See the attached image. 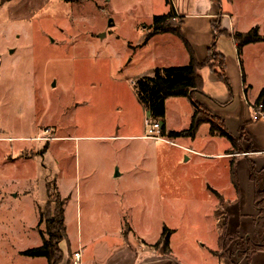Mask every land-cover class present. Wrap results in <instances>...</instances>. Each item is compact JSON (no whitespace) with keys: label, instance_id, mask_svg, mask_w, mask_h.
I'll list each match as a JSON object with an SVG mask.
<instances>
[{"label":"rangeland","instance_id":"rangeland-1","mask_svg":"<svg viewBox=\"0 0 264 264\" xmlns=\"http://www.w3.org/2000/svg\"><path fill=\"white\" fill-rule=\"evenodd\" d=\"M170 4L0 0V264H46L21 252L41 244L39 214L46 217L45 184L53 181L72 245L78 235L126 233L125 220L133 228L130 241L151 246L163 226L172 230L177 250L209 237L206 182L223 185L234 161L189 152L180 138L142 137L147 111L136 98V80L155 67L188 62L177 42H144L153 16L167 13ZM253 76L264 87V75L253 70ZM180 99L165 100L164 119L175 130L190 123V104ZM209 126L199 128L194 146L223 153L230 141L209 139ZM151 176L154 185L145 188ZM249 178L257 175L249 172ZM263 200L255 195L257 224L248 242L236 234L223 238L219 253L226 263L245 264L244 254L262 243L258 230L264 245Z\"/></svg>","mask_w":264,"mask_h":264},{"label":"crops","instance_id":"crops-1","mask_svg":"<svg viewBox=\"0 0 264 264\" xmlns=\"http://www.w3.org/2000/svg\"><path fill=\"white\" fill-rule=\"evenodd\" d=\"M171 1L176 14L182 17L181 33L192 47L199 62L207 58L214 36L212 24L213 22L218 23V30L221 32L214 39V50L223 57L227 84L219 78L218 66L212 69L208 65H203L197 70V74L202 79L201 91L193 95V100L206 110L210 119L217 120L219 125L233 137L236 149L232 150V153L231 148L224 151L229 148L231 142H227L228 145L223 144V153H205L196 149L194 145L197 141L198 130L207 122L201 123L194 137H177L184 141V145L180 147L185 150L190 149L187 150L189 152L234 161L233 170L237 188L231 181L229 173L231 167L225 175L223 185L214 181L213 183L206 182V191L211 201L207 214L208 219L210 218L208 231L210 235L206 239L199 237L190 243L185 242L182 250H177L173 246L172 233L169 239L170 252L168 254L162 253L151 244L130 241L133 228L125 220L129 228L126 233L125 231L109 233L108 237L106 234H93L86 240H83L82 235H78L75 245H72L66 234L65 239L59 243V248L63 252L60 264H69V261H72V253L75 251L81 252L80 264H228L223 259V255L219 253L220 249H225L223 238L236 234L244 236L248 242L247 237L251 236L250 234L255 230L257 224L255 195L264 196V120L251 119V106L255 110H264L261 105L254 104L260 90L264 87L256 85L253 79V70H259L264 75V42L244 45L238 56L232 34L246 32L257 26L259 33L264 36V0H222L220 5L213 0ZM153 42L159 45L177 42L179 46H183V50L180 48L181 52L183 51V62L189 59L183 43L172 33L153 35L146 41V44ZM170 98L173 97L167 98L166 101ZM180 98L190 104L188 115L190 118L193 106L187 97ZM256 121L260 124H256ZM161 122H164L166 132L185 129H171L164 118ZM218 137L222 136L210 134L209 139ZM224 139L227 138L224 137ZM185 158L188 160L189 156L186 155ZM249 172L257 175L255 181L249 178ZM217 176H219L218 173H213L212 178ZM154 177L156 176L147 177L148 182L144 183L145 188H151L154 185L152 181H149ZM210 189L215 190L221 196V202ZM215 220L216 229L214 230L213 221ZM109 236H115L117 240ZM258 236L263 243L260 230H258ZM262 243H259L257 247L249 248L248 246L249 252L244 254L247 259L245 264H264ZM191 254L197 255L198 259H194Z\"/></svg>","mask_w":264,"mask_h":264},{"label":"trees","instance_id":"trees-1","mask_svg":"<svg viewBox=\"0 0 264 264\" xmlns=\"http://www.w3.org/2000/svg\"><path fill=\"white\" fill-rule=\"evenodd\" d=\"M217 5H220L222 0H213ZM182 17L178 16L172 4H170L167 13L154 15L152 22L148 25L145 31L144 42L151 36L163 33H172L176 35L188 53V62L184 65H171L164 67H155L151 75L139 77L134 85L135 95L138 102L147 111L148 117L152 119H159L162 121L165 115V100L169 97H187L193 104V113L190 117V123L187 128L180 131H165L164 122L162 124V135L173 138L177 137H194L198 127L203 122L209 123V132L212 135L226 137L233 146L234 139L225 130L224 127L214 124L212 119H205L201 117V113H206V110L193 100V95L201 91L202 79L197 74V70L203 66L208 65L212 69L216 67L214 62H209L211 58L219 62L218 76L227 84V78L224 73V60L223 57L214 50V39L221 31L218 30V23L213 22L212 28L214 32L211 46L208 49L207 58L203 62H199L194 54V51L188 41L184 38L180 30V23ZM173 21H176L173 22ZM233 40L236 43L238 56L241 53V48L249 43L264 42V36L259 33L258 27H253L246 32H234L232 34ZM244 79V77H243ZM255 105L264 109V88L260 90L254 102ZM236 149V148H235ZM233 152L232 149L230 151ZM229 152V153H230ZM231 181L235 188H237L236 180L233 175V168L230 172ZM46 188V217H43L40 211V221L44 219L45 229L40 234L41 244L37 247L28 248L23 250L21 254L32 257H44L47 264H60L63 259V252L59 248V243L65 239V224H64V200L61 198L60 193L53 181L51 184L47 182ZM211 192L222 201L221 196L213 189ZM50 203L53 206L50 207ZM125 221V225H126ZM172 230L163 226L162 232L158 240L153 244V247L162 253H169V239Z\"/></svg>","mask_w":264,"mask_h":264},{"label":"built area","instance_id":"built-area-1","mask_svg":"<svg viewBox=\"0 0 264 264\" xmlns=\"http://www.w3.org/2000/svg\"><path fill=\"white\" fill-rule=\"evenodd\" d=\"M251 110H252L251 119H253V120L263 119L264 120V110H262V109L255 110L252 108V106H251ZM144 128H145L144 134L142 137L151 138V139H155V140H162V141H166V142H171L170 140L166 139L162 135V124H161V121L159 119H152L150 117L145 118ZM171 143H173V142H171ZM186 149L190 150L188 148H186ZM71 258H72V264H80L81 252L80 251L73 252Z\"/></svg>","mask_w":264,"mask_h":264},{"label":"water","instance_id":"water-1","mask_svg":"<svg viewBox=\"0 0 264 264\" xmlns=\"http://www.w3.org/2000/svg\"><path fill=\"white\" fill-rule=\"evenodd\" d=\"M110 21H111V20H110ZM112 24H113L112 22L109 23V25H112ZM102 35H103V34H100L99 36H102Z\"/></svg>","mask_w":264,"mask_h":264}]
</instances>
